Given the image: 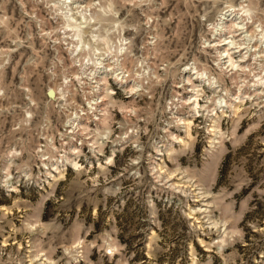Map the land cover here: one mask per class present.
<instances>
[{"label": "rangeland", "instance_id": "obj_1", "mask_svg": "<svg viewBox=\"0 0 264 264\" xmlns=\"http://www.w3.org/2000/svg\"><path fill=\"white\" fill-rule=\"evenodd\" d=\"M0 264H264V0H0Z\"/></svg>", "mask_w": 264, "mask_h": 264}, {"label": "bare ground", "instance_id": "obj_2", "mask_svg": "<svg viewBox=\"0 0 264 264\" xmlns=\"http://www.w3.org/2000/svg\"><path fill=\"white\" fill-rule=\"evenodd\" d=\"M252 50V49H251ZM187 124V123H186ZM186 128V127H185ZM203 205V204H202ZM201 209V208H200Z\"/></svg>", "mask_w": 264, "mask_h": 264}]
</instances>
